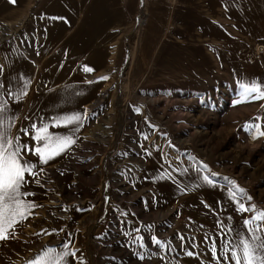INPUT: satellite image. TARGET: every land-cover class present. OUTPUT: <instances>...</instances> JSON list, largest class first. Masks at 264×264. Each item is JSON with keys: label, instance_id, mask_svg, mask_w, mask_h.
<instances>
[{"label": "rangeland", "instance_id": "obj_1", "mask_svg": "<svg viewBox=\"0 0 264 264\" xmlns=\"http://www.w3.org/2000/svg\"><path fill=\"white\" fill-rule=\"evenodd\" d=\"M252 82L264 90V0H0L11 134L33 149L45 126L75 138L47 163L25 153L35 207L0 239V264L65 246L66 264H235L249 227L264 238Z\"/></svg>", "mask_w": 264, "mask_h": 264}, {"label": "snow or ice", "instance_id": "obj_2", "mask_svg": "<svg viewBox=\"0 0 264 264\" xmlns=\"http://www.w3.org/2000/svg\"><path fill=\"white\" fill-rule=\"evenodd\" d=\"M86 70L92 71V69L87 67ZM102 79L107 78L103 77ZM242 87L244 96L256 94L254 98L264 97V90L256 82L246 83ZM24 94L21 91L18 95ZM6 111V105L3 101H0V239H6L9 230L19 223L20 220L26 218V213L29 212L30 208L35 207L34 204L23 199V196L26 195V193L22 192L25 176L26 174L34 175V169L37 167L35 163L24 159L25 153L35 154L39 163H47L49 159L75 144L74 136H53L48 132L47 126H45L39 129L34 137L37 142H43L42 146L38 144L33 149L29 145L21 143L19 137H14L11 134L12 118L5 116ZM80 119V114L72 113L58 121L57 126H67L73 121L79 122ZM258 135H264V132H259ZM204 179L208 180V177ZM249 199L251 198L249 197ZM240 209L247 211L242 204ZM253 219L264 220V211L258 212ZM244 223L245 225H251L252 221L246 220ZM258 227L257 229L249 227L248 232L253 233L251 238L240 237L239 247L230 250L235 264H264V238L255 235ZM153 239L155 240L156 238ZM156 242L161 243L158 240ZM213 250L215 251V249ZM70 255H74V253L67 251V246L62 252L48 248L32 264H66L65 258ZM214 258L220 259L218 256Z\"/></svg>", "mask_w": 264, "mask_h": 264}, {"label": "crops", "instance_id": "obj_3", "mask_svg": "<svg viewBox=\"0 0 264 264\" xmlns=\"http://www.w3.org/2000/svg\"><path fill=\"white\" fill-rule=\"evenodd\" d=\"M115 13H118V11L116 10Z\"/></svg>", "mask_w": 264, "mask_h": 264}]
</instances>
